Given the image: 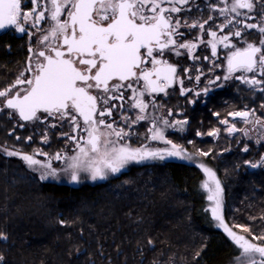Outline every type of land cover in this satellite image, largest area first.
Here are the masks:
<instances>
[{"label": "snow or ice", "instance_id": "obj_1", "mask_svg": "<svg viewBox=\"0 0 264 264\" xmlns=\"http://www.w3.org/2000/svg\"><path fill=\"white\" fill-rule=\"evenodd\" d=\"M187 3L189 0H30L31 7L26 8L22 0H0V30L14 28L19 33H27L25 25L37 28L42 21L50 22L40 41L44 49H29L32 53L28 69L32 73L31 78L21 73L11 87L0 90V107L12 110L23 121L42 122L46 118L67 120L87 137L83 145L80 136L69 137L78 149L76 155L65 157L57 153L52 157L65 161L62 169L53 168L50 162L42 164L32 155L15 151L7 154L20 155L30 166L40 165L45 169L41 179H57L59 173L63 172L70 177L71 183H80L82 173L89 174L92 181L105 180L109 173H120L131 161L163 160L165 155L192 160L179 145L165 139L164 133L155 124L150 129L153 132L151 138L170 144L171 149L161 151L117 146V140L131 133L126 132L125 128L114 127L113 121L105 119L112 117L114 109L123 107L112 102L125 100L126 92H131L128 97L131 100L130 108L144 113L149 107L144 99L145 94L165 92L172 85L177 68L163 59L165 51L186 49L191 55L192 49L198 47L196 42L185 43L175 38L184 35L179 31L181 27L203 32L205 35H198L196 39L211 46L212 56H217V44L234 48L231 37L241 38L245 30L257 29L264 37V13L260 24L245 22L255 21V17L250 15L255 0H221L223 6L210 5L213 11H218L224 17V22L216 25L220 32L228 29L229 34L222 36H218L209 23L214 19L211 15L206 20L191 24L187 21L182 24L179 19L174 21L172 13L182 11V6ZM165 4L169 6L165 7ZM240 10L249 13L244 20L238 19L243 15ZM229 13L235 14L237 19L230 18ZM236 25H242V28ZM205 36L211 39L206 40ZM260 45L247 43L242 49L235 48L226 58L229 75L244 71L264 77V39H261ZM176 54L180 55V52L176 51ZM237 78L244 79L250 85L264 84V80H258L255 76ZM209 83H215V80ZM19 85L27 87L20 89ZM203 91L206 94L209 89L205 87ZM181 92L184 94L185 90L182 88ZM195 94L200 95L199 92ZM231 115L247 122L249 112ZM144 119L145 116L140 114L134 119L124 116V123L126 128H130ZM163 123L171 126L167 120ZM221 123L227 124L228 121L222 120ZM234 131V126L229 128V132ZM112 136L116 140L110 139ZM200 155L209 154L201 152ZM197 166L215 185L212 195L208 197L215 201L213 218L243 250L248 264H264V245L251 243L245 236L237 235L220 215L221 187L216 174L203 164ZM204 187L209 188V184L206 182ZM0 239L7 237L0 234ZM252 239L264 241V237L253 236ZM257 254L259 261L255 259Z\"/></svg>", "mask_w": 264, "mask_h": 264}, {"label": "trees", "instance_id": "obj_2", "mask_svg": "<svg viewBox=\"0 0 264 264\" xmlns=\"http://www.w3.org/2000/svg\"><path fill=\"white\" fill-rule=\"evenodd\" d=\"M6 58L0 46L1 65ZM8 74L0 69V84ZM233 97L223 118L241 111L263 118L262 95L238 87ZM205 123L191 119L185 144L217 154L206 160L220 181L227 223L264 237V144L243 153L234 142L225 153L228 143L198 140L210 131ZM200 182L195 167L166 162L110 182L55 185L0 155V234L7 237L0 239V264H230L239 250L212 227Z\"/></svg>", "mask_w": 264, "mask_h": 264}, {"label": "flooded vegetation", "instance_id": "obj_3", "mask_svg": "<svg viewBox=\"0 0 264 264\" xmlns=\"http://www.w3.org/2000/svg\"><path fill=\"white\" fill-rule=\"evenodd\" d=\"M23 6L30 8V0H22ZM216 5L217 7L223 6L221 0H189V3L183 5V10L178 13H172L173 20L179 19L183 24L187 21L191 24L196 21L206 20L209 15L214 19L209 21L213 25V29L217 31L218 36L229 34L228 29L225 28L224 32H220L216 25H220L224 22V17L219 14L218 11H213L210 5ZM168 7V4L164 5ZM243 15L238 19L244 20L246 15H249L246 10H240ZM264 13V0H255L254 10L250 15L253 17L256 14ZM230 18L237 19L235 14L229 13ZM64 17H62L63 19ZM246 23H253V20H246ZM47 21H42L37 28H31L29 25H25L28 28L27 33H19L14 28H7L0 30V46L5 49L7 55L6 61L3 65L0 64V69H7L8 83H1L0 90L11 87L21 76V73L27 78H31L32 73L28 71L30 67L29 57L32 53L29 51L31 48L33 51L44 49V45L40 43L42 36L45 34V30L49 28ZM208 28V25H205ZM232 27V26H230ZM235 27L242 28V25H236ZM180 32L184 33L182 37H175L178 40H182L185 43L190 41L196 42L198 47L192 49L191 55L188 54L186 49H176L172 52L165 51L163 59L177 68L176 77L170 87L165 92L145 94V101L149 103L148 109L144 113H139L138 109L130 108L131 100L128 97L131 92L125 93V100L113 101L117 105H123V107H117L113 110L112 117H105L106 120H111L114 124L121 125L126 128L124 123V116H130L133 119L137 114L144 115L145 119L137 121L134 126L137 132H140L146 124L148 113L151 114V121L173 120L177 123L178 127H184L185 137L187 136V130L190 126L191 119L198 118L200 126H205V122L210 124V132H215V135H207L206 138L203 134H198L197 138L201 143L211 142L215 144L228 143L225 153H229L231 150V143L243 144L242 152L246 153L250 150V145L264 144V115L263 118L255 116L254 112H249L248 121L245 122L241 117H234L228 114L226 117H222V107L226 104V100L232 102L235 105V98L237 95L238 87L245 88L251 95H262L264 97V84L250 85L245 83L244 79H238L237 77L252 78L255 76L258 80H264V77L257 73H248L244 71L234 72L229 75L227 66V56L235 48H244L247 43L253 44L251 30H245L241 38L231 37V43L234 48H224L223 45L217 44V56H212L211 46L205 43H200L197 40V36L205 35L198 29L190 27H181ZM31 33V34H30ZM206 40H210V36H205ZM176 51L180 52V55L176 54ZM259 55V54H257ZM207 57V59H205ZM35 60V57H33ZM147 67V65H146ZM200 79L197 80L196 77ZM225 76H229L228 79H224ZM219 77L220 79H216ZM210 80H215V83H209ZM181 81L183 82L181 84ZM141 82V86H142ZM20 89L27 87L26 85H19ZM207 87L209 91L205 94L204 88ZM185 92L182 94L181 89ZM16 89H13L15 91ZM196 92L200 95L196 96ZM192 101H195L194 103ZM171 113V114H169ZM8 123L13 126H28L33 121H23L19 115L6 107H0V115H4ZM115 116H118L115 118ZM54 125L60 128L62 126L73 127L67 120L52 119ZM116 120V121H115ZM207 120V121H205ZM222 120H227L228 123H221ZM235 127L236 131L229 132V128ZM226 129V134L223 135V130ZM60 131V129H58ZM77 132L78 130L74 129ZM66 139L63 135L58 139V142L41 143V149L43 151V158L48 157L50 153L62 145V141ZM69 142H73L69 137ZM236 149V146L234 147ZM247 148V151H245ZM62 151V150H58ZM38 154V153H37ZM57 154V151L55 152ZM174 162V161H169Z\"/></svg>", "mask_w": 264, "mask_h": 264}, {"label": "rangeland", "instance_id": "obj_4", "mask_svg": "<svg viewBox=\"0 0 264 264\" xmlns=\"http://www.w3.org/2000/svg\"><path fill=\"white\" fill-rule=\"evenodd\" d=\"M254 17H255V21L253 22L260 24L262 16H254ZM252 33H253L252 34L253 44L256 46H261L260 41L261 39H264V37H262L261 33L257 29H253ZM117 117L118 116H115V118ZM147 119L149 124H146L144 126L146 127L145 132H144V128H142L140 132H137L133 124L130 128H125V131L131 133V135H125V137L122 140H117V146L127 145L130 148H142L147 150L159 149L161 151L165 149H171L170 144H165L161 140H153L151 138L153 132L150 131V129H153V125L155 124V127L164 133L165 139L170 140L172 141V143L179 145L186 152L188 156L192 157V160H187V159L182 160L179 157H168L165 155V158L163 160L154 159V160H144L141 162L131 161L121 170L120 173L117 174L109 173L108 178L105 180L98 179L96 181H92L89 174L82 173L80 183H71L70 177L63 172L59 173L57 179L49 178L45 180L40 178L41 173L45 171V169H43L40 165L30 166L26 161L21 159L20 155L9 156L7 153L11 151H15L23 155H32L35 159L41 161L42 164L50 162L53 168L62 169L64 167L65 161L63 159L62 160L52 159V157L55 155V152L57 151V153H60L62 154V156L65 157L69 155H76L78 153V149L74 141L69 142L67 138L70 136L72 137L80 136L81 137L80 142L83 145L84 140L87 138L86 134L79 131L74 132L73 127H69V126H62L60 128L56 126L53 127L54 123L51 120V118H46L45 121L42 122L33 121L28 126H22L20 124L18 126L15 125L13 126L11 123L10 124L8 123V121L5 118V114L0 115V155L4 158H9L18 161L26 171H28L33 176H35L36 179L40 182H47V183H53L55 185H68L75 187L94 185L100 182H110L115 178H117L118 176L128 171H131L135 168L136 169L145 168L148 166L163 164L169 161H174L177 163H185L187 165L193 166L201 174V182L199 184V188L204 196V201H205L204 209L210 218L212 227L216 230L221 231L230 240V242L233 243L239 250L238 256L235 257L230 264H248L247 257L243 253V250L239 247V245L235 243V241L231 239V237L228 236V234L224 231V228L219 225V222L213 218L212 208L215 207V201L209 200L208 197L209 195H212V190L214 189L215 185L209 179V177L204 173L202 168L197 166L199 164H203L204 166L210 168L216 174L214 166H211V164L206 160V158L210 157L211 155L209 153V150L205 151L202 148V146H200V148H198V146L197 148L196 147L192 148L191 142H187V144H185V134H183L185 131L184 127L182 126L178 127L175 119L169 120L171 126H166L163 123L164 121L163 119H161L158 122L151 121L150 113H148ZM114 127L124 128L121 127V125H117V124H114ZM58 129H60V131ZM63 135L66 136V139L62 141V145L59 148H55L50 153V155H48V157L43 158L41 143L43 141L56 143L58 142V139H60V137H62ZM223 135H227L226 129L223 130ZM203 136L206 138L207 134L204 133ZM110 139L116 140V137L112 136L110 137ZM59 149L62 151H58ZM201 152L208 153L209 155L202 156L200 155ZM216 156L217 154H215V156L212 155L210 157L211 160H214ZM260 162H261L260 164L262 165V161ZM251 165H253V163ZM216 178L218 179L217 174H216ZM206 182L209 184V188L207 189L204 187V184ZM220 199H221L220 215L223 217L225 224L237 235L245 236L251 243L264 245L262 244L261 240H253L252 235L244 231L243 228L240 229V227L238 226L237 227L231 226L230 224L227 223L224 215V198H223L222 187H221ZM255 259L257 261L260 260L258 254L255 256Z\"/></svg>", "mask_w": 264, "mask_h": 264}]
</instances>
